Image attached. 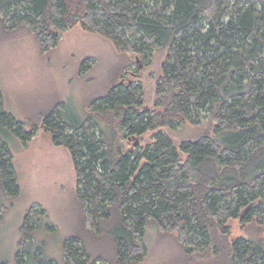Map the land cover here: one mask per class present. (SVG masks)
Segmentation results:
<instances>
[{
    "label": "trees",
    "instance_id": "obj_1",
    "mask_svg": "<svg viewBox=\"0 0 264 264\" xmlns=\"http://www.w3.org/2000/svg\"><path fill=\"white\" fill-rule=\"evenodd\" d=\"M0 24L27 30L42 53L76 25L146 64L167 52L152 106L137 73L126 80L123 71L84 119L68 120L59 103L27 128L4 108L0 88V195L20 193L4 138L27 144L43 128L70 153L84 231L110 233L118 264H142L150 222L176 232L187 255L264 264V236L234 237L228 223L264 226V0H0ZM205 118L211 129L179 146L161 130ZM7 209L0 203V219ZM44 212L27 211L14 264H59L33 231ZM84 240L65 241V264L99 261Z\"/></svg>",
    "mask_w": 264,
    "mask_h": 264
},
{
    "label": "rangeland",
    "instance_id": "obj_2",
    "mask_svg": "<svg viewBox=\"0 0 264 264\" xmlns=\"http://www.w3.org/2000/svg\"><path fill=\"white\" fill-rule=\"evenodd\" d=\"M166 49L155 50L150 64L135 55L120 52L110 39L89 32L80 25L67 29L58 45L42 53L38 40L27 30H6L0 24V88L4 108L31 128L34 123L61 103L65 118L82 120L88 104L103 96L124 71L126 80L137 73L152 106L156 83ZM88 65L87 67L84 64ZM134 64L128 68V65ZM139 67V68H138ZM211 121L200 125L183 124L175 129L162 127L179 146L183 140L198 138L211 129ZM155 131L142 138L152 141ZM13 155V166L20 187L16 197L0 195L8 209L0 219V262L14 264L23 218L31 207L45 212L35 218L36 240L45 245V255L65 264L63 246L72 235L83 233L89 253L96 264H118L111 234L85 232L76 194V172L69 151L51 143L49 133L40 128L24 144L15 134L4 138ZM128 144H124V149ZM234 237L260 238L264 226L257 222L228 221ZM148 248L142 264H220L212 254L187 255L177 233L163 232L154 222L146 226Z\"/></svg>",
    "mask_w": 264,
    "mask_h": 264
},
{
    "label": "water",
    "instance_id": "obj_3",
    "mask_svg": "<svg viewBox=\"0 0 264 264\" xmlns=\"http://www.w3.org/2000/svg\"><path fill=\"white\" fill-rule=\"evenodd\" d=\"M244 214V212H242V215Z\"/></svg>",
    "mask_w": 264,
    "mask_h": 264
}]
</instances>
